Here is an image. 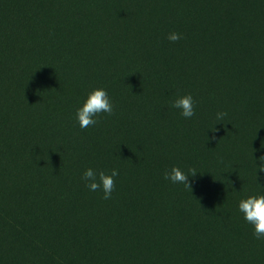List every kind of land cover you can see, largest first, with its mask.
Returning a JSON list of instances; mask_svg holds the SVG:
<instances>
[{"label": "trees", "instance_id": "obj_1", "mask_svg": "<svg viewBox=\"0 0 264 264\" xmlns=\"http://www.w3.org/2000/svg\"><path fill=\"white\" fill-rule=\"evenodd\" d=\"M96 88L114 114L82 129ZM262 156L264 0H0V264H264Z\"/></svg>", "mask_w": 264, "mask_h": 264}, {"label": "clouds", "instance_id": "obj_2", "mask_svg": "<svg viewBox=\"0 0 264 264\" xmlns=\"http://www.w3.org/2000/svg\"><path fill=\"white\" fill-rule=\"evenodd\" d=\"M168 40L176 43L183 37L178 32L168 34ZM195 102L191 94L178 95L172 102V107L180 110V114L185 119H191L196 115ZM101 113L109 116L114 114L113 103L106 90L103 88L93 89L87 96L83 105L76 110V119L82 129L95 126L99 123L97 117ZM227 116L226 112H218L216 120L222 121ZM215 131V130H214ZM209 138L207 137V140ZM215 140V136L211 137ZM260 171L264 172V156L260 157ZM222 162V161H221ZM198 174L195 168H189L187 172L180 167H172L170 171L164 173V179L173 184H182L192 191L190 178ZM119 175L117 169H112L110 174L103 170H93L88 168L82 179L85 186L93 192L102 191L104 200L112 199V193L115 191V177ZM239 211L243 214L244 220L254 228L253 235L257 240L264 239V195H249L239 201Z\"/></svg>", "mask_w": 264, "mask_h": 264}]
</instances>
